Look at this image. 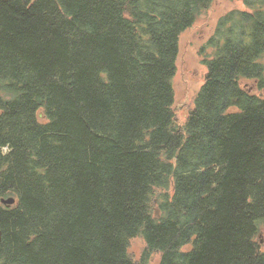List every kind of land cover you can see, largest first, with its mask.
Instances as JSON below:
<instances>
[{
  "label": "trees",
  "instance_id": "16d2710c",
  "mask_svg": "<svg viewBox=\"0 0 264 264\" xmlns=\"http://www.w3.org/2000/svg\"><path fill=\"white\" fill-rule=\"evenodd\" d=\"M211 2L0 0V264H137V236L139 264H264V94L241 84L264 88V0L219 16L172 109Z\"/></svg>",
  "mask_w": 264,
  "mask_h": 264
},
{
  "label": "rangeland",
  "instance_id": "374dc122",
  "mask_svg": "<svg viewBox=\"0 0 264 264\" xmlns=\"http://www.w3.org/2000/svg\"><path fill=\"white\" fill-rule=\"evenodd\" d=\"M241 7L240 0H212L210 6L179 35L176 71L172 78V109L177 123L182 124L185 121L189 110L194 105L196 93L203 83L206 72L204 58L211 53V48L205 44L214 30L217 19L230 9ZM262 61L264 62V57ZM241 84L249 92L264 94V88L259 89L255 81L244 80ZM39 117H42L41 113ZM258 240L260 249L264 251V226L259 227ZM144 246V240L140 236L133 238L129 246V251L139 262ZM142 264H159V254L150 253Z\"/></svg>",
  "mask_w": 264,
  "mask_h": 264
},
{
  "label": "water",
  "instance_id": "95a60500",
  "mask_svg": "<svg viewBox=\"0 0 264 264\" xmlns=\"http://www.w3.org/2000/svg\"><path fill=\"white\" fill-rule=\"evenodd\" d=\"M15 202V199L13 197H7V198H2L1 203L5 205H11ZM0 240H1V231H0Z\"/></svg>",
  "mask_w": 264,
  "mask_h": 264
}]
</instances>
